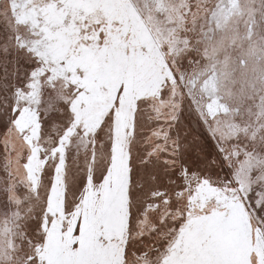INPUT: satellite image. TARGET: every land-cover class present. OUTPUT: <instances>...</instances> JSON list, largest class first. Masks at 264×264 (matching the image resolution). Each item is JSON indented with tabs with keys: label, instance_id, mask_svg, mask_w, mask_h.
<instances>
[{
	"label": "snow or ice",
	"instance_id": "obj_1",
	"mask_svg": "<svg viewBox=\"0 0 264 264\" xmlns=\"http://www.w3.org/2000/svg\"><path fill=\"white\" fill-rule=\"evenodd\" d=\"M0 264H264V0H0Z\"/></svg>",
	"mask_w": 264,
	"mask_h": 264
}]
</instances>
